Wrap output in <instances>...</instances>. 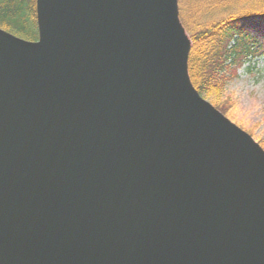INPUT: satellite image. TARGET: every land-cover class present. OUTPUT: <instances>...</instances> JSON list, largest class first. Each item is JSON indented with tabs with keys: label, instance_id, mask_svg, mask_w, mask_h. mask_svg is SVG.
Here are the masks:
<instances>
[{
	"label": "water",
	"instance_id": "1",
	"mask_svg": "<svg viewBox=\"0 0 264 264\" xmlns=\"http://www.w3.org/2000/svg\"><path fill=\"white\" fill-rule=\"evenodd\" d=\"M0 27V264H264V150L192 85L177 0H35Z\"/></svg>",
	"mask_w": 264,
	"mask_h": 264
},
{
	"label": "trees",
	"instance_id": "2",
	"mask_svg": "<svg viewBox=\"0 0 264 264\" xmlns=\"http://www.w3.org/2000/svg\"><path fill=\"white\" fill-rule=\"evenodd\" d=\"M178 13L192 43L190 81L202 96H216L264 55V0H178ZM0 27L36 40L35 0H0Z\"/></svg>",
	"mask_w": 264,
	"mask_h": 264
},
{
	"label": "rangeland",
	"instance_id": "3",
	"mask_svg": "<svg viewBox=\"0 0 264 264\" xmlns=\"http://www.w3.org/2000/svg\"><path fill=\"white\" fill-rule=\"evenodd\" d=\"M246 65L216 96L202 97L264 150V55Z\"/></svg>",
	"mask_w": 264,
	"mask_h": 264
}]
</instances>
